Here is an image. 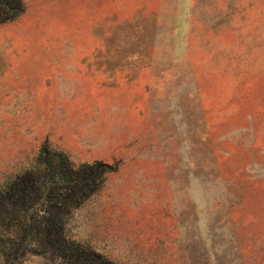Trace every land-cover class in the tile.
Segmentation results:
<instances>
[{"label":"rangeland","instance_id":"1","mask_svg":"<svg viewBox=\"0 0 264 264\" xmlns=\"http://www.w3.org/2000/svg\"><path fill=\"white\" fill-rule=\"evenodd\" d=\"M3 1L0 264H264V0Z\"/></svg>","mask_w":264,"mask_h":264},{"label":"trees","instance_id":"2","mask_svg":"<svg viewBox=\"0 0 264 264\" xmlns=\"http://www.w3.org/2000/svg\"><path fill=\"white\" fill-rule=\"evenodd\" d=\"M3 4H4V1L1 0V2H0V14L2 13V6H3ZM3 12H4V10H3ZM92 177H93V175H91L89 178H92ZM28 179H29V176L27 174L25 176V174H24L23 177H20V179L14 181L12 183L13 185H11L10 189L7 191L8 197L7 198L4 197V199L10 200L12 196H15V195L20 196L19 191H22L23 192V190H25V186H26V183L28 182ZM49 220H51V217L49 218ZM48 230H49V232H51V228H49ZM66 248L69 249L68 246ZM77 257L81 258L82 256L78 254ZM85 261L88 262L89 260L88 259H85Z\"/></svg>","mask_w":264,"mask_h":264}]
</instances>
